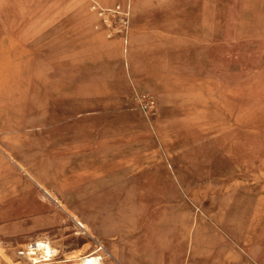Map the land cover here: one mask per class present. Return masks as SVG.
<instances>
[{
    "label": "rangeland",
    "instance_id": "obj_1",
    "mask_svg": "<svg viewBox=\"0 0 264 264\" xmlns=\"http://www.w3.org/2000/svg\"><path fill=\"white\" fill-rule=\"evenodd\" d=\"M151 1L153 17H174L175 0ZM216 14L231 16L236 38L242 30L248 40L233 43L231 89L209 94L202 108L198 98L184 104L181 84L163 96L161 85L189 77L159 73V49L100 62L88 51L81 57V41L91 46L76 35L77 59L86 63L64 68L61 35L49 49L28 52L24 62H41L38 68H21L9 54L0 66V95H7L0 98V158L11 154L36 178L55 175L46 187L62 208L11 164L26 185L0 203V264H33L26 254L36 241L56 250L49 264H78L94 251L102 264H171L176 255L186 264H254L240 243L252 234L239 227L255 226L246 206L264 186L256 178L264 161V0H216ZM103 22L124 35V14L108 12ZM136 94L155 97L152 113L139 109ZM224 103L240 109L227 128ZM83 166L87 173L78 176ZM194 215L216 231L200 249L190 241Z\"/></svg>",
    "mask_w": 264,
    "mask_h": 264
},
{
    "label": "crops",
    "instance_id": "obj_2",
    "mask_svg": "<svg viewBox=\"0 0 264 264\" xmlns=\"http://www.w3.org/2000/svg\"><path fill=\"white\" fill-rule=\"evenodd\" d=\"M121 1L0 0V66H5L9 62V54H15L17 66L32 67L35 63V68H38L41 62H24L28 52L49 49L51 42L54 45L56 36L61 35L64 47L59 61H62L64 68H70L76 64L82 65L86 62L77 59L78 48L71 46L73 45L72 36L77 35L79 39H89L86 46H91L84 48L85 45L81 41L79 48L81 57L88 51L99 56L101 60L98 61L100 62H119L123 59L126 62L134 61L139 54L159 49L161 53L159 62L161 71L159 73L164 71L167 74L189 77L181 82L175 80L170 85H161L160 91L165 98H168L176 93V89L181 84L184 104L187 107L189 102L192 104V98H198L197 105L202 108L206 104L205 100L209 98V94H215L217 90L227 92L231 89L233 43L248 40L247 36L244 37L247 33H242L241 30L237 39L231 16L224 15L222 19H218L216 0H175L174 17L167 14V11H162L159 18L153 17L148 11V7L152 5L151 0H127L131 5L126 14L127 23L122 32L123 36L114 32L113 27L105 26L104 12L100 11L97 16L90 8V4L93 2L101 5L105 2L106 5L114 6L121 5ZM156 1L167 3L170 0ZM164 8L169 7L165 6ZM109 33L110 35H108ZM162 62L167 65L163 67ZM145 73L147 72L145 71ZM0 98H7V95H0ZM201 108L196 115L209 123L207 121L209 120L208 113ZM234 112L239 114L240 109L232 110L230 105L224 103L222 112L226 119L224 128L230 125L226 121L231 120ZM52 145L56 144L52 143ZM238 148L240 146L234 145L230 146L228 150L235 153ZM240 151L239 149V153ZM4 157L7 159L6 161L0 158V203L6 202L9 197L16 195V186L21 182L20 176L12 171V164L36 185L48 201L55 202L61 207L53 188L46 187L47 184L54 183L55 175L48 173L36 178L31 174V170L15 160L11 154H4ZM260 167L261 169H257L256 178H264V161L260 163ZM78 169V176L87 173L85 166ZM69 172L70 169L65 168L63 175L65 176ZM40 178L46 179L47 182L36 180ZM21 183L26 185L25 182ZM68 183V180L64 179L60 180L59 185L63 188ZM246 207V212L250 211L248 216L255 226H248L241 221L239 227L241 234L246 236L252 234V237L244 240L240 235V243L246 247L249 258L253 263L255 262L254 264H264V243H261L260 237L264 234V186L256 197V201L249 202ZM197 216L194 215L190 227V241L194 245L193 249H200L198 245L201 241L213 239L216 236L215 229L213 227L206 228V225H203V220ZM78 225L83 227L81 223ZM110 258L116 261L114 256L110 255ZM230 258L233 259V257ZM172 259L171 264L187 263L184 257L179 255Z\"/></svg>",
    "mask_w": 264,
    "mask_h": 264
},
{
    "label": "bare ground",
    "instance_id": "obj_3",
    "mask_svg": "<svg viewBox=\"0 0 264 264\" xmlns=\"http://www.w3.org/2000/svg\"><path fill=\"white\" fill-rule=\"evenodd\" d=\"M126 5L127 4H126L125 0H122L121 5H114V6L106 5L105 2H103V5H101L100 3L93 2L90 4V8H91V10H93L94 14L97 16L100 13V11L104 12L103 15H106L108 12L109 13H115V14H118L121 12V13H124V15L126 16V14L128 13V10H126V7H127ZM78 19H76V20H78ZM71 46H73V45H71ZM32 246H34V249H32V247L29 248L30 246H28L27 250H29V251L26 254V257L33 264H49V262L52 261V259L56 256V250L48 242L34 243ZM13 255H15V254H13ZM67 258H68V256H67ZM78 264H102V257L99 256L96 251H94V252H91V253L79 258Z\"/></svg>",
    "mask_w": 264,
    "mask_h": 264
},
{
    "label": "built area",
    "instance_id": "obj_4",
    "mask_svg": "<svg viewBox=\"0 0 264 264\" xmlns=\"http://www.w3.org/2000/svg\"><path fill=\"white\" fill-rule=\"evenodd\" d=\"M134 100L139 109L146 114L152 113L156 107V99L150 94H136ZM31 247L34 249V246H30L29 248Z\"/></svg>",
    "mask_w": 264,
    "mask_h": 264
}]
</instances>
